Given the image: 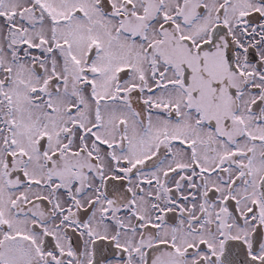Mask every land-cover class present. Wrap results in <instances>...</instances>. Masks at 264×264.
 Listing matches in <instances>:
<instances>
[{
    "label": "snow or ice",
    "instance_id": "obj_1",
    "mask_svg": "<svg viewBox=\"0 0 264 264\" xmlns=\"http://www.w3.org/2000/svg\"><path fill=\"white\" fill-rule=\"evenodd\" d=\"M0 264H264V0H0Z\"/></svg>",
    "mask_w": 264,
    "mask_h": 264
}]
</instances>
